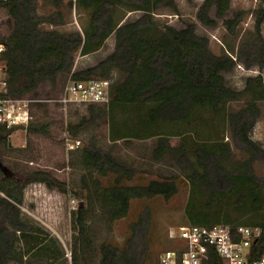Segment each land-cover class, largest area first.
<instances>
[{
	"label": "trees",
	"instance_id": "trees-1",
	"mask_svg": "<svg viewBox=\"0 0 264 264\" xmlns=\"http://www.w3.org/2000/svg\"><path fill=\"white\" fill-rule=\"evenodd\" d=\"M36 1L8 0L3 5L11 17L8 35L0 36L7 48L5 58L9 71V87L5 96L37 98L41 94L40 86L45 81L54 82L58 73L71 69L72 51L81 47V55L94 53L115 34L114 51L96 66L76 72L73 79L86 80L94 76L110 79L109 75L115 69L123 73L124 79L113 82L111 86L110 105L145 109L146 120L142 121L145 125L179 127V130L154 134L159 138L152 156L159 161L170 153L182 173L188 175L191 193L186 215L190 225L224 224L233 230L239 226L259 227L262 232L253 246V257H262L264 220L242 222L232 217L228 210L223 217L217 216L215 210L226 204L231 205L232 199L233 210L249 211L248 205L253 212L260 208L262 186L251 173L249 162L239 164L232 161L230 143L224 141L223 135L213 137L215 126L211 125L208 133L201 138L195 136L196 133L200 136L197 129L192 134L183 126L189 124L200 109L207 110L220 116L233 139L249 149L255 148L250 132L261 115L264 75L260 73L248 77L244 90L236 91L226 85L222 73L231 71L240 63L247 69L257 65L264 71V40L261 35L264 9H260L256 15L257 36L254 43H250L252 46L242 44L233 59L226 53L219 57L214 55L208 39L197 36L193 24L178 30L156 19L155 13L159 7H167L178 14L175 0H79L83 6L92 8L89 26L83 37L42 30L36 16ZM213 6L216 16L223 18L229 9L230 0H205L197 14L202 24L215 26V20L208 15ZM135 11L142 12V15L135 21L127 22L128 12ZM244 15L245 12L240 10L224 21L231 35H237L236 29ZM244 48H247L250 59L243 57L246 54ZM227 51L235 50L229 47ZM245 97L240 109L230 110L231 103H240ZM35 105L47 110L44 103ZM19 128L33 133L47 134L49 131L47 123L42 121L31 122L27 127H0V143ZM169 135L182 137V143L175 149L169 147L166 138ZM125 137L126 134L119 131L110 134L113 142ZM135 137L141 136L136 133ZM25 151H22L21 156L32 161L31 155ZM7 163L13 176L8 177L0 170V264L17 257L14 254L16 240L24 241L29 254L44 248L45 252L53 253L46 245L47 240L37 234L38 229L33 226L31 218L23 216L21 206L26 186L38 182L63 194L71 192L67 182L57 178L51 170L31 169L15 161ZM76 163L85 172L80 178L79 191L72 189L73 197L81 201L78 209L72 212V224L77 227L81 240L79 251L72 250V264H90L84 251L88 212L98 209L101 218L114 222L128 215L130 202L134 198L162 196L169 199L178 191L175 179L170 177L151 180L147 185H131L129 183L135 174L133 168L110 157L102 158L86 146L79 148L75 162H71V165ZM4 164L0 155V167ZM107 177L111 179L104 183L102 178ZM50 241L56 242L51 238ZM123 257L126 259L124 255L119 256L116 249L103 246L99 264H121ZM127 264L134 263L129 260Z\"/></svg>",
	"mask_w": 264,
	"mask_h": 264
},
{
	"label": "rangeland",
	"instance_id": "rangeland-1",
	"mask_svg": "<svg viewBox=\"0 0 264 264\" xmlns=\"http://www.w3.org/2000/svg\"><path fill=\"white\" fill-rule=\"evenodd\" d=\"M175 1L178 14L167 7H159L155 13L156 19L178 30L193 24L196 35L208 39L209 48L217 57L226 53L235 59L242 44L252 46L250 43H254L257 36L255 19L259 10L264 9V0H230L229 9L223 18L216 16V8L213 6L208 13L216 22L212 27L202 24L197 17L205 0ZM240 10L245 12L244 18L236 29L237 35H231L224 21L231 19ZM91 12L92 8L83 6L79 0L36 1V16L41 22L39 27L44 31H57L61 34L83 37L89 26ZM141 15L142 12L139 11L128 12L126 20L132 22ZM10 18L5 8L0 10V36L8 35ZM261 35L264 40V19ZM229 47L234 48L235 51H227ZM114 48L115 34L110 36L102 48L94 53L81 55V47L72 51L71 69L58 73L54 82L47 80L40 86L41 94L37 98L40 103L47 105V110L40 109L36 105L31 107V122L47 123L48 133H33L19 128L1 141L0 155L5 161L4 165L8 166V161H15L31 169L51 170L57 178L67 182L71 191L70 194L61 195L60 199L51 202L43 201L40 213L35 216L29 211V207H34L30 205L28 198L32 184L27 185L22 206L23 216L31 218L34 222L33 226L38 229L37 234L40 238L47 240L46 245H49V250L52 249L53 253L45 252L46 248H44L38 249L40 253L35 250L29 254L24 241L16 240L14 254L17 257L9 259L5 264H72V250L75 249L78 252L81 241L77 227L75 228L72 224L71 198H75L72 189L79 191L80 178L85 171L77 163L72 166L71 162H75L76 153L82 146H86L102 158L110 157L114 161L133 168L135 174L129 183L131 185H147L151 180L170 177L175 179L178 188L177 193L169 199L162 196L132 199L128 215L114 222L101 218V212L98 209L88 212L86 216L88 230L85 233L87 243L84 251L90 264H99L103 246L112 250L116 249L119 256L124 255L127 260L123 257L121 264H127L129 260L134 264H155L163 253L177 249L181 231L190 225L186 215L191 193V185L187 181L188 175L182 173L170 153L159 161L154 160L152 156L159 138L154 134L160 131L179 130V127L148 123L146 125L149 126V130H147V126L142 123L146 120L144 116L146 110L139 106L86 104L70 105L64 110L55 102L65 85L73 80L76 72L96 66L112 53ZM244 51L246 54L243 57L250 59L247 48H244ZM260 73L264 75V71H261L259 66L253 65L247 69L243 63H240L231 71L223 72L222 75L228 87L242 91L246 86V79ZM109 78L113 82H119L124 79V75L115 69L110 73ZM245 100L246 97L240 103H231L230 110L237 111L243 106ZM260 109L261 115L250 132L255 148L249 149L233 139L220 116L213 115L207 110L200 109L192 117L191 122L183 126L191 133L197 129L200 134V136L195 134L197 138L206 135L211 125L215 126L213 137L224 136V141L231 145L232 161L239 164L249 162L251 173L256 182L262 186L260 193L262 204L258 210L251 211L249 205L247 206L249 211L233 210L235 207L232 204L234 199H232L231 205L224 203L225 207L215 209L217 216H225L228 210L232 217H237L242 222L264 220V102L260 103ZM158 125L159 128H157ZM114 131L126 134L127 137L113 142L110 140V134ZM136 133H139L141 137H135ZM166 138L167 145L173 149L182 143V137L178 135H169ZM74 140H80V145L79 148L71 150L67 143ZM23 150L31 155L32 161L21 156ZM105 178H102L104 183L111 179ZM75 199L79 204L81 203L79 198ZM10 231L13 229L10 228ZM50 238L56 242L52 243Z\"/></svg>",
	"mask_w": 264,
	"mask_h": 264
},
{
	"label": "built area",
	"instance_id": "built-area-1",
	"mask_svg": "<svg viewBox=\"0 0 264 264\" xmlns=\"http://www.w3.org/2000/svg\"><path fill=\"white\" fill-rule=\"evenodd\" d=\"M8 0H0V10ZM7 48L0 40V127L11 129L27 127L32 120L31 107L38 98H11L5 96L9 87V71L5 58ZM113 80L89 78L70 80L55 102L64 110L70 105L107 104L111 100ZM80 140L67 143L69 149L79 148ZM72 210L79 202L71 198ZM259 227L229 225H188L179 235L177 249L168 250L155 264H264V255L253 257V246L261 235ZM144 264V263H137Z\"/></svg>",
	"mask_w": 264,
	"mask_h": 264
},
{
	"label": "crops",
	"instance_id": "crops-1",
	"mask_svg": "<svg viewBox=\"0 0 264 264\" xmlns=\"http://www.w3.org/2000/svg\"><path fill=\"white\" fill-rule=\"evenodd\" d=\"M31 184H32L31 194H29L28 198L30 201V205L34 206V207H29V211H30V214L35 215V216L38 215V213H40V206L43 204V201H50L51 202L53 200L60 199L61 195H65V194L59 192L57 189H48L43 183L36 182V183H31ZM24 201H25V191H24L23 204H24ZM32 203L34 205H32ZM23 204H22V206H23ZM22 206H21V208H22ZM36 219H38V218L36 217Z\"/></svg>",
	"mask_w": 264,
	"mask_h": 264
},
{
	"label": "water",
	"instance_id": "water-1",
	"mask_svg": "<svg viewBox=\"0 0 264 264\" xmlns=\"http://www.w3.org/2000/svg\"><path fill=\"white\" fill-rule=\"evenodd\" d=\"M0 170H1L4 174H6L8 177H12V176H13V172L10 170V168H8V167L5 166V165H2V166L0 167Z\"/></svg>",
	"mask_w": 264,
	"mask_h": 264
}]
</instances>
